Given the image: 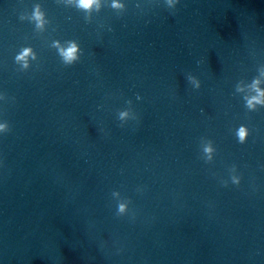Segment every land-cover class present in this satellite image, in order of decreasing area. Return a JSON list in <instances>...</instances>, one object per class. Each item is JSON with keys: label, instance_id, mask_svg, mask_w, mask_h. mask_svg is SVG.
Wrapping results in <instances>:
<instances>
[{"label": "water", "instance_id": "obj_1", "mask_svg": "<svg viewBox=\"0 0 264 264\" xmlns=\"http://www.w3.org/2000/svg\"><path fill=\"white\" fill-rule=\"evenodd\" d=\"M121 2L86 19L68 0H0V264H264V107L243 99L264 89V0Z\"/></svg>", "mask_w": 264, "mask_h": 264}, {"label": "clouds", "instance_id": "obj_2", "mask_svg": "<svg viewBox=\"0 0 264 264\" xmlns=\"http://www.w3.org/2000/svg\"><path fill=\"white\" fill-rule=\"evenodd\" d=\"M69 4H73L78 10L84 12L86 14V19L92 15L93 12L99 13L102 8V0H68ZM179 3V0H165V4L169 9H175L176 5ZM110 7L117 11H125L126 6L121 0H111ZM139 7V5H137ZM34 19L37 21V26L41 27L43 23V14L39 11L37 7L34 12ZM67 47H63L60 45L59 41L54 42L53 46L57 49L58 55L60 56L62 63L65 66H72L80 60L81 57V49L76 41H68ZM29 57L32 60L36 59L35 54L32 52L30 48H25L20 54L15 57L17 63L21 64L24 69H27L29 65ZM188 82L195 89H199L201 87V82L195 76L189 75L187 77ZM261 81L259 79L253 80L252 84L249 87L255 93L251 96H244L243 99L245 101V108L249 112H255L258 108L264 107V89L260 88ZM238 92H243L244 89L240 86L236 89ZM4 95L0 94V100H3ZM14 100V97L12 98ZM137 99H140L137 96ZM127 107L126 109L119 110L117 113V119L120 121V126L123 127L129 120L136 119V114L132 109V101H126ZM10 125L7 121L0 122V134H6L10 132ZM250 135L249 128L246 125H240L235 130V136L237 138L238 143L244 144L247 142L248 137ZM200 141L202 142L201 159L204 160L206 164H211L214 161V155H216V148L214 146V142L211 139H207L205 137H201ZM230 180L234 185H239L241 182V177L237 175V168L235 165H232L229 169ZM224 186H227L228 181H222ZM140 189H138L139 191ZM113 197H119L116 201V215L118 217H123L128 215L131 210L129 205L131 204V200L121 196L119 191H113L111 193ZM131 215L134 217L135 213L131 212Z\"/></svg>", "mask_w": 264, "mask_h": 264}]
</instances>
